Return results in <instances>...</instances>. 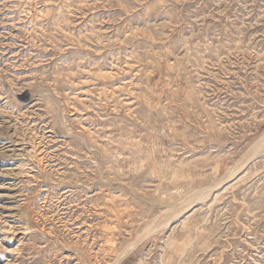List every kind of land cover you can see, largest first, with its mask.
Masks as SVG:
<instances>
[{
    "label": "rangeland",
    "instance_id": "rangeland-1",
    "mask_svg": "<svg viewBox=\"0 0 264 264\" xmlns=\"http://www.w3.org/2000/svg\"><path fill=\"white\" fill-rule=\"evenodd\" d=\"M0 264H264V0H0Z\"/></svg>",
    "mask_w": 264,
    "mask_h": 264
}]
</instances>
